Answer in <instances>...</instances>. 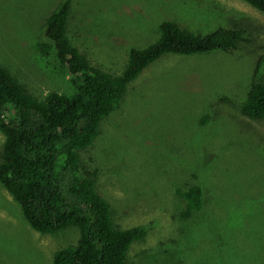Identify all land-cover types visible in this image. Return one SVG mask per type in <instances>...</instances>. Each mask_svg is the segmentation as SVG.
Wrapping results in <instances>:
<instances>
[{
  "label": "rangeland",
  "instance_id": "obj_1",
  "mask_svg": "<svg viewBox=\"0 0 264 264\" xmlns=\"http://www.w3.org/2000/svg\"><path fill=\"white\" fill-rule=\"evenodd\" d=\"M56 2L0 0V64L37 97L74 92L54 55L36 51ZM164 21L202 34L247 26L251 42L151 64L80 152L81 163L98 170L96 191L112 222L148 230L128 264H264V119L241 112L264 61V15L241 0H73L68 35L94 67L120 75L130 50L155 43ZM3 143L0 133V151ZM193 186L203 207L183 221L176 191ZM77 240L75 228L35 232L0 185V264H52Z\"/></svg>",
  "mask_w": 264,
  "mask_h": 264
},
{
  "label": "trees",
  "instance_id": "obj_2",
  "mask_svg": "<svg viewBox=\"0 0 264 264\" xmlns=\"http://www.w3.org/2000/svg\"><path fill=\"white\" fill-rule=\"evenodd\" d=\"M73 0H57L45 16L44 33L36 46L41 57L54 55L74 89L71 94L49 92L37 97L6 66L0 64V185L20 206L35 232H78L74 246L55 252L52 264H128L134 242L148 230L119 229L110 205L96 191L98 170L81 163L80 152L101 135V123L119 107L129 85L151 64L166 55L193 56L232 52L250 43L247 26L220 27L194 33L172 21L159 25V39L142 49H131L120 75L94 67L68 35ZM264 15V0H241ZM264 63L256 64L250 89L241 105L250 120L264 119ZM184 202L183 221L200 212L199 186L177 190Z\"/></svg>",
  "mask_w": 264,
  "mask_h": 264
}]
</instances>
